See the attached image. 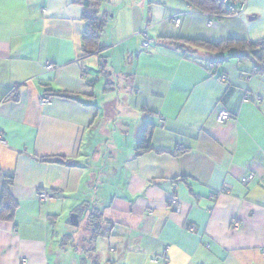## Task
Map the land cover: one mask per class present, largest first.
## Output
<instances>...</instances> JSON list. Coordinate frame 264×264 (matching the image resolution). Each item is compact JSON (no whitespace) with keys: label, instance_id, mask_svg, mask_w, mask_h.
<instances>
[{"label":"crops","instance_id":"0c3cea01","mask_svg":"<svg viewBox=\"0 0 264 264\" xmlns=\"http://www.w3.org/2000/svg\"><path fill=\"white\" fill-rule=\"evenodd\" d=\"M74 1L0 0V208L4 187L13 208L0 216V264H77L56 223L86 200L114 223L96 241L99 264H264V71L252 73L254 57L166 41L264 44V0L221 19L183 0H107L100 43L128 44L131 59L128 93L106 101L89 78L100 59H81ZM146 124L153 150L137 156ZM54 156L78 166L41 161ZM39 191L56 197L42 203Z\"/></svg>","mask_w":264,"mask_h":264},{"label":"trees","instance_id":"16d2710c","mask_svg":"<svg viewBox=\"0 0 264 264\" xmlns=\"http://www.w3.org/2000/svg\"><path fill=\"white\" fill-rule=\"evenodd\" d=\"M107 0H75V4L82 9L81 19L84 22V30L81 38V59L98 56L105 46L100 43V34L105 29L107 23V15L103 7ZM188 5L196 8L200 12L209 16L221 19L227 16H233L237 10L233 5L234 0H183ZM168 46L177 51L184 53L191 52L194 48H204L211 52L230 53L232 57L242 59L245 57L256 58L257 66H264V44L260 43H246L240 40H227L218 45H208L201 41H178L175 39H167ZM189 46H185V45ZM100 59V58H99ZM103 66L99 65V71ZM104 71H100V73ZM55 97L72 98L64 93H51ZM154 126L146 124L141 132L136 145V155L139 156L143 153L153 150L151 144V136ZM182 152L183 150H178ZM42 162L60 164L65 166H78L77 162L68 160L64 157H43ZM9 202V203H8ZM10 197L6 187L3 188L1 198L0 216L3 219L10 220L13 217V208L10 206ZM82 207V213L75 212L78 218L79 229L75 235H68L64 238H70V247L75 249L80 254L92 257L93 264H99L98 259L94 257L96 253L95 244L100 238H108L111 235L114 223L110 220L103 218L100 209L85 201ZM63 244H67L63 241Z\"/></svg>","mask_w":264,"mask_h":264},{"label":"rangeland","instance_id":"374dc122","mask_svg":"<svg viewBox=\"0 0 264 264\" xmlns=\"http://www.w3.org/2000/svg\"><path fill=\"white\" fill-rule=\"evenodd\" d=\"M105 29H107L106 26ZM103 32L100 35H102ZM108 34L110 35V39L117 37V32L115 33V35L110 32H108ZM108 44H110L109 47H105L106 49L98 55V58H100V65L103 66V68L100 69V71H104V73L102 72L103 75H100L98 77V68H96V66L90 67L89 78L92 79L94 82V90L98 101H106L109 99L115 100V98L121 99L123 96L126 95V93H128L127 89L129 88L128 78L126 76L128 73L129 60L131 59L130 55H127L128 44H124V42H121L120 44H118V46H114L111 45L110 41L108 42ZM134 117L135 116L132 117L133 120ZM76 204L77 203L73 201L65 204L64 210L61 213L62 215L58 217L56 223L57 229H60L67 234L64 235V237H67L68 235H75L77 229H79V226H73L70 223L71 215L75 214V212H78L80 214L82 213L81 206H83L84 203L81 202L77 206ZM61 235L62 234H60V236ZM64 237H60L58 240L61 243H63V241H66V243L68 244L70 238ZM68 249L70 251H68L67 253L69 255H73L76 258L77 264H90L89 259H87V257H82L80 260L79 255L75 249L71 247H68ZM67 257L68 256L66 254V259L69 260Z\"/></svg>","mask_w":264,"mask_h":264},{"label":"built area","instance_id":"2783aa9c","mask_svg":"<svg viewBox=\"0 0 264 264\" xmlns=\"http://www.w3.org/2000/svg\"><path fill=\"white\" fill-rule=\"evenodd\" d=\"M221 1L225 2L226 0H221ZM233 5H235L236 8H237V10L234 12L233 15L234 16H239V15H241L243 13V11L245 9V0H234L233 1ZM173 23H174V25L177 26L180 23V20L178 18H175L173 20ZM142 44H143V47L149 46V42L146 41V40ZM209 67L210 68H214L215 66H214V64H211ZM259 71H264V66H262V67H254L252 69V73H254V74L257 73V72H259ZM220 79L222 81H225L226 80V76L225 75H222L220 77ZM256 99L258 101L260 100L259 97H257ZM13 100L14 101H17L18 100V97L16 95L13 96ZM244 100L245 101H249L250 100V96L245 95ZM50 102H51L50 97H45V98H43L41 100V103L42 104H49ZM230 118H231V115L228 112H226V111H221L219 113V116H218L219 122H221V123L229 120ZM159 122H160L161 125H163L164 119L162 117H160ZM0 143H4V139H3V137L1 135H0ZM253 178H254V175L253 174H249L248 176H246L245 178L242 179V183L246 185ZM261 184L264 187V181ZM55 197H56V195H53L52 193H49V192H46V191H39L37 193V199L40 202H42V203H48V202L54 200ZM167 205H168L169 209L172 212L177 213L180 210L178 200H177V198L174 195H171L169 197V199L167 200ZM21 262H25V260L22 259Z\"/></svg>","mask_w":264,"mask_h":264},{"label":"water","instance_id":"95a60500","mask_svg":"<svg viewBox=\"0 0 264 264\" xmlns=\"http://www.w3.org/2000/svg\"><path fill=\"white\" fill-rule=\"evenodd\" d=\"M70 223L73 225V226H77L78 225V218L75 214L71 215L70 217Z\"/></svg>","mask_w":264,"mask_h":264}]
</instances>
